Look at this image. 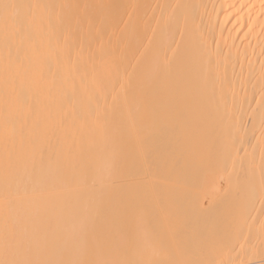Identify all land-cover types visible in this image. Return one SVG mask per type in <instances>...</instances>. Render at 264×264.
I'll list each match as a JSON object with an SVG mask.
<instances>
[{
  "label": "bare ground",
  "instance_id": "obj_1",
  "mask_svg": "<svg viewBox=\"0 0 264 264\" xmlns=\"http://www.w3.org/2000/svg\"><path fill=\"white\" fill-rule=\"evenodd\" d=\"M0 236L3 264H264V0H0Z\"/></svg>",
  "mask_w": 264,
  "mask_h": 264
},
{
  "label": "rangeland",
  "instance_id": "obj_2",
  "mask_svg": "<svg viewBox=\"0 0 264 264\" xmlns=\"http://www.w3.org/2000/svg\"><path fill=\"white\" fill-rule=\"evenodd\" d=\"M44 225H46V224H44ZM34 226L36 227V225H34ZM40 226H41V225H40ZM48 226H49V225L47 224V227H48ZM52 226L55 227L54 225H52ZM87 226H88V225H87ZM14 227H15V226H14ZM21 227H22V228H25V227H23V226H21ZM28 227H29V226H28ZM28 227L26 226V228H28ZM31 227H33V225H31ZM38 227H39V226H38ZM53 227L51 228V229H53V230L50 229V226H49V228H48V229L51 230V232H50V231L48 232V229H47L46 227H45V228L43 227V230L47 229V232H48V234L45 235V234H46V233H45L46 230H45V231L42 230V231L44 232V236H46V237H47V236H50V234H52V231H54V229H56V228H57V229H56L57 231H56V230H55V231H56V232H59V229L61 228L60 226H59V227H56V228H53ZM69 227H70V226H69ZM88 227H90V226H88ZM15 228H18V227L16 226ZM19 228H20V227H19ZM26 228H25V229H26ZM36 228H37V227H36ZM36 228H35V229H36ZM62 228H65V227H62ZM62 228L60 229V231L62 230ZM84 228L87 229L86 226H85ZM28 229H29V228H28ZM32 229H33V228H32ZM37 229H38V228H37ZM39 229H41V227H40ZM87 230H88V229H87ZM27 231H28V232H29V231L33 232V230H31V229H30V230H27ZM42 231H39V232H38V233H42V234H40V235L35 233V232H37V231H35L34 233H35L37 236L39 235V237L42 235V236H41V238H42V237H43V232H42ZM97 231H98V230H97ZM26 233H27V232H26ZM34 233H33V234H34ZM49 233H50V234H49ZM59 233H60V232H59ZM21 234H22V233H21ZM31 234H32V233H28L29 236L26 234V235L28 236V238H29V243H30V235H31ZM33 234H32V235H33ZM95 234H96V233H95ZM22 235H23V234H22ZM92 235H93V234H92ZM19 236H20V234L18 235V237H17V236H16V237L19 239V238H20ZM37 236H35V237L37 238ZM93 236H94V235H93ZM93 236H92V237H93ZM95 236H98V235H95ZM0 237H1V236H0ZM13 237H15V236L13 235ZM16 237H15V238H16ZM21 237H22V236H21ZM33 237H34V235H33ZM33 237H32V238H33ZM89 237H91V235H90ZM2 238H4V237H2ZM5 238H8V239H7V240H6V239H4V240L2 239V242H3V241H4V242H8V240L12 239V236L10 237V239H9V236H8V235L5 236ZM28 238H24V239H26V240H24V241L27 242V241H28ZM32 238H31V241H32V242H31L30 244H33L35 240H38V239L40 240V239H41V238H38V239L34 238V240H32ZM47 238L49 239V237H47ZM93 238H94V237H93ZM18 239H16V241H17ZM20 239H21V238H20ZM48 239L43 240V238H42V240H41V244H40V245H42V244H43L42 242H44V241H46V243L44 242L43 245H46V244H48L49 242L52 243V241H53L54 238L52 237V238H51V239H52L51 241L48 240ZM0 240H1V239H0ZM56 240H57V238H56ZM56 240H54V243H55ZM59 240H61V239H58V241L56 242L57 244H58V243H61V242L63 241V240H62V241L60 242ZM14 241H15V239H14ZM14 241H13V243L16 244L17 242L15 243ZM21 241H22V240H21ZM21 241H20V242L18 241L17 244L19 245V243H21ZM24 241H22L23 244H24ZM48 241H49V242H48ZM2 242H0V245H1ZM10 242H11V240H10ZM38 242H40V241H38ZM38 242H37V243H38ZM64 242H65V241H64ZM29 243H26V244H28L27 246H28L29 248H32L34 245H33V246H30ZM51 243H49V244L51 245ZM56 243H55V244H56ZM5 244H6V243H5ZM14 244H13V245L11 244V245H12V246H11L10 243H9L8 246H10V247L12 248L13 246H15ZM49 244H48V245H49ZM57 244H56V245H57ZM61 244H63V245H61ZM61 244H58L59 247L56 246V248L58 247V248H60V249L63 251V247H62V246H65L66 243H63V242H62ZM64 244H65V245H64ZM3 245H4V244H3ZM18 245L16 246L15 249H14V247H13V249H14V250H17ZM20 245H22V244H20ZM20 245H19V247L21 248ZM48 245H47L46 248H50V247L55 248V247H54L55 245H54L53 243H52V246L49 245L50 247H49ZM53 245H54V246H53ZM22 246H23V245H22ZM37 246H38V245L34 246V248H35V247L37 248ZM19 247H18V250L20 249ZM24 247L27 248L25 244H24ZM40 247H41V246H40ZM42 247H44V246H42ZM42 247H41V249H42ZM61 247H62V248H61ZM22 248H23V247H22ZM22 248H21V249H22ZM37 250H39V249H36V252H39V251H37ZM48 259H50V258H48ZM48 259H47V261H48ZM51 259L53 260V258H51ZM51 259H50V261H51ZM56 259H58V258H56ZM0 260H1V259H0ZM2 260H3V258H2ZM19 260H20V259H19ZM54 260H55V259H54ZM54 260H53V261H54ZM5 261H6V260H5ZM53 261H52V262H53ZM56 261L59 262V260H56ZM56 261H55V262H56ZM2 262H3V261H2ZM58 262H57V263H58ZM0 263H1V262H0ZM47 263H48V262H47ZM53 263H54V262H53ZM53 263H51V264H53ZM1 264H3V263H1ZM48 264H50V263H48Z\"/></svg>",
  "mask_w": 264,
  "mask_h": 264
}]
</instances>
